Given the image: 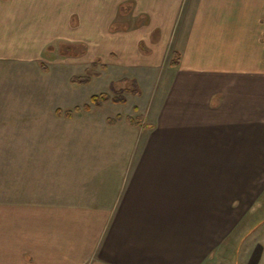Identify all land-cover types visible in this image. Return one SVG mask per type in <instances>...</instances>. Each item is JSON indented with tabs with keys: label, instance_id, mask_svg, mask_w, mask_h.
I'll list each match as a JSON object with an SVG mask.
<instances>
[{
	"label": "crops",
	"instance_id": "0c3cea01",
	"mask_svg": "<svg viewBox=\"0 0 264 264\" xmlns=\"http://www.w3.org/2000/svg\"><path fill=\"white\" fill-rule=\"evenodd\" d=\"M179 1L152 8L161 20L149 30L160 60L177 29ZM199 1L179 63L149 104L148 126L114 125L90 136L98 147L109 143L113 164L101 165L92 150L76 152L75 161L59 163H76L59 177V200L0 202V264H210L229 237H238V248L245 235L252 264H264V240L256 239L264 232V0H250L249 11L236 1ZM2 2L0 158L34 168L23 143L34 141L33 122L26 131L19 124L45 105L18 99L42 43L34 22L14 20L22 12Z\"/></svg>",
	"mask_w": 264,
	"mask_h": 264
},
{
	"label": "rangeland",
	"instance_id": "374dc122",
	"mask_svg": "<svg viewBox=\"0 0 264 264\" xmlns=\"http://www.w3.org/2000/svg\"><path fill=\"white\" fill-rule=\"evenodd\" d=\"M3 1L22 12L21 19L17 13L11 14L14 20H24L26 27L34 22L39 33L36 39L42 43L31 81L22 79L24 82L19 84L22 94L18 100L45 107L35 109L38 114L34 119L22 116L19 124L21 131H26L30 127L28 123L33 122L34 141L23 143L24 149H31L36 157L34 168H11L10 157L0 158V202L24 198L39 205L59 200V177L69 176V168L74 173V162L60 167L63 158L72 155L75 161L76 152L80 156L93 152L101 165L111 163L106 145L109 143L104 141L98 147L90 136L104 134L114 125L130 126L135 132L148 126L149 104L160 95L166 70L178 65L184 37L197 10L202 11L198 9L201 1H179L177 29L162 60L161 46L153 44L158 38L149 35L151 23L161 21L152 10L158 6L157 0H148L149 3L147 0ZM235 1L239 9L249 11L250 0H231L233 4ZM200 19L208 21L205 17ZM156 33L155 30L153 34ZM92 96L99 99L97 105L90 102ZM84 105H88L87 110L82 108ZM89 143L95 148H91L92 144L87 146ZM80 170L79 187L84 186ZM242 223L244 226L248 222ZM261 226L264 228V224ZM263 234L256 236L259 242L264 240ZM245 236L238 248V237H229L227 247L212 252L210 264L254 263L250 256L251 236ZM254 251L255 256L260 255Z\"/></svg>",
	"mask_w": 264,
	"mask_h": 264
},
{
	"label": "trees",
	"instance_id": "16d2710c",
	"mask_svg": "<svg viewBox=\"0 0 264 264\" xmlns=\"http://www.w3.org/2000/svg\"><path fill=\"white\" fill-rule=\"evenodd\" d=\"M172 65H175V63H172ZM101 97L103 98V100L106 99L105 96H101ZM98 100L99 99L96 96H92L90 98V102H92L94 105H97L99 103ZM82 108L85 109V110H87L88 109V105H84Z\"/></svg>",
	"mask_w": 264,
	"mask_h": 264
}]
</instances>
